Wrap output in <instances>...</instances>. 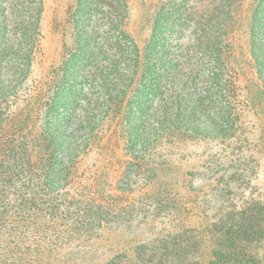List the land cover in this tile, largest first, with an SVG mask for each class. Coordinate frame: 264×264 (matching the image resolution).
<instances>
[{
    "label": "trees",
    "instance_id": "trees-1",
    "mask_svg": "<svg viewBox=\"0 0 264 264\" xmlns=\"http://www.w3.org/2000/svg\"><path fill=\"white\" fill-rule=\"evenodd\" d=\"M250 2L251 101L262 102L264 0ZM162 5L152 38L170 14ZM126 10L124 0H70V41L64 34L60 64L30 87L42 0H0V264H264V247L254 246L264 242V201L248 199L239 222L203 236L206 246L184 244L180 229L126 243L119 229L132 187L120 186L121 178L110 190L100 176H85L82 163L103 143L106 124L132 160L222 135V106L211 107L207 96H196L192 79L164 68L153 39L139 51L125 30ZM213 21L227 26L219 16ZM221 43H214L217 67L208 74L218 98L236 85ZM20 97L25 107L2 121V104ZM143 187L152 191L157 182Z\"/></svg>",
    "mask_w": 264,
    "mask_h": 264
},
{
    "label": "rangeland",
    "instance_id": "rangeland-1",
    "mask_svg": "<svg viewBox=\"0 0 264 264\" xmlns=\"http://www.w3.org/2000/svg\"><path fill=\"white\" fill-rule=\"evenodd\" d=\"M124 1L127 6L125 30L134 45L142 51L150 38L153 39V46L164 52V68L171 66L174 72L192 79L196 96H207L211 107L222 106L223 122L218 121L222 135L217 140L167 144L161 151L132 160L124 151L122 141H117L114 126L106 124L103 143L91 149L82 169L86 177L100 176L110 190L121 178L120 186L132 187V192L123 199L125 208L130 207L119 229L123 242H132L140 236H167L166 232L180 229L184 244L196 241L194 246H206L202 243L203 236L213 230L220 234L226 222H239L240 208H245L248 199L264 201V100L251 101L255 92L248 50L251 2ZM42 4L40 47L27 81L30 87L45 81L60 64L64 34L67 33V41H70L71 29L65 24L70 0H42ZM161 5L170 14L167 20L160 21L152 38ZM218 16L227 25L224 29L213 21ZM218 40L222 42L220 55L224 62H230L236 81V85L227 86V92L219 98L208 77L214 71L213 48ZM22 98L17 99L16 104L11 100L2 104L5 111L1 114L2 121L9 118L10 112H19L25 107ZM211 107L206 110L209 112ZM154 168L159 171L153 172ZM152 182H157V189L145 191L143 185ZM173 238L169 236V246L175 243ZM254 246L264 247V242Z\"/></svg>",
    "mask_w": 264,
    "mask_h": 264
}]
</instances>
